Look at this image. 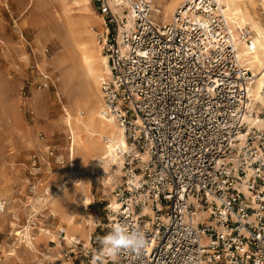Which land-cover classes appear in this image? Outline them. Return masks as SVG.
<instances>
[{"label":"built area","instance_id":"obj_1","mask_svg":"<svg viewBox=\"0 0 264 264\" xmlns=\"http://www.w3.org/2000/svg\"><path fill=\"white\" fill-rule=\"evenodd\" d=\"M91 1L103 19L97 36L109 61L101 112L126 140L104 139L113 162L102 174L115 176L118 203L107 204L110 230L139 228L150 243L138 255L124 250L113 259L71 240L63 256L94 251L110 264H264V110H251L254 74L239 58L223 8L216 0H186L158 22L155 0ZM252 33L247 26L239 37L250 46ZM251 114L263 124L249 121ZM40 159L32 155V175ZM0 206L5 212L7 201ZM59 238L67 240L62 228Z\"/></svg>","mask_w":264,"mask_h":264},{"label":"rangeland","instance_id":"obj_2","mask_svg":"<svg viewBox=\"0 0 264 264\" xmlns=\"http://www.w3.org/2000/svg\"><path fill=\"white\" fill-rule=\"evenodd\" d=\"M180 3L181 0H155L151 16L158 22L170 20ZM241 3L249 19L264 31V0H241ZM87 16L89 20L84 22ZM247 26L254 40L256 32ZM103 27L102 16L91 0H0V199L7 201L5 212L0 213V264H110L94 251L87 257L75 254L67 259L63 256L69 240L59 238V230L68 227L61 212L52 213L45 206L33 212L34 217L30 215L32 205L38 204L35 199L47 196L48 188L52 194L67 181L71 140L63 105L77 103L80 86L86 78L78 62V51L74 49L75 42L82 37L81 41L89 43L88 38L93 37L94 45L101 51L97 34ZM101 54L105 56L102 51ZM66 57L70 58L64 64ZM242 60L255 70L246 58ZM45 75L55 80L56 87ZM99 90L102 92L101 88ZM72 109L71 113L75 114V108ZM251 110L256 113L264 110V103H258L257 108ZM51 149L53 155L49 153ZM83 151L75 143L74 169L85 176L92 201L85 212L92 223L84 214L76 217L81 218L84 230L90 235L82 238V243L99 251V238L111 231L107 204L114 199L115 176L102 174L107 167L101 165V168L95 163L86 168L82 164ZM35 153L41 157V169L32 175L31 158ZM34 183L36 188L32 191L30 187ZM75 184L70 180L67 187ZM69 190H66L67 202L62 205L68 207V211H75L78 206L69 202L75 199ZM28 224L33 237L43 238L38 245L40 251L15 244L14 229ZM44 253L51 257L47 258Z\"/></svg>","mask_w":264,"mask_h":264},{"label":"bare ground","instance_id":"obj_3","mask_svg":"<svg viewBox=\"0 0 264 264\" xmlns=\"http://www.w3.org/2000/svg\"><path fill=\"white\" fill-rule=\"evenodd\" d=\"M184 1L186 0H181L180 4H182ZM216 1L223 8L224 14L235 36L239 48L238 55L241 62L243 63L242 59L246 58L249 61V63H251L255 67V70H252L251 69L252 67L251 68L249 67L254 74V80L250 88V95H251V103L252 100H254L251 109H255L257 108L258 103H262V104L264 103V31L258 28L256 22H253L249 19L246 12L247 10L245 11L244 7H242V3L244 1L242 3L241 0H216ZM89 17L85 18L84 22L88 21ZM247 25L251 26L252 29L256 32L254 36V43L253 45L250 46L245 44L244 43L245 41L240 39L238 35L239 30ZM80 38L76 39L75 42L76 48L74 49H77L78 51L75 52L78 53V57H79L78 62L82 64V67L84 69L83 74H85L86 78L84 84L80 86L79 93L76 99L77 103L75 105L72 104L63 105V110L65 111V118H66L65 121L66 124H68L67 129L70 133L69 138L70 140L72 138V141L70 142V146H69L70 158H71L69 175L67 176V181L65 183H62L59 189L55 190L52 194L50 193L49 191L50 189L48 188L46 192L47 196L38 197L37 199H35L38 204L34 203L32 205V212L30 214L31 217H34L35 215L33 214V212L45 206H48L46 208H49L52 213L61 212L58 211L59 208L57 207H59L58 206L59 204H62L63 202H67L68 194L66 193V190L67 188L70 189L69 191L73 193L72 195L75 196L73 204L75 206L77 205L78 209H76L75 211H68L67 210L68 207H66L63 210V212H61V214L64 215V221H66L68 224V227L65 228L66 239L69 241L75 240L77 242H82V238H89L90 236L84 230L81 224V218L76 217L77 214H81V215L84 214V217L87 218L89 223H92V221L89 219L87 213L85 212L88 203L89 202L91 203V198L89 197V194L87 192L88 189H87L85 176L83 175V173L80 174V172L78 173L74 169L75 155H76L75 143H77V145L84 150L83 151L84 157L82 164L86 168L92 167L93 164L95 163L99 167L102 166L107 167L106 168L107 170H109L108 168L111 167L113 158L107 159L108 148L106 143L103 141V138L105 139V137H108L111 138L114 142H118L123 146L126 145L123 129L120 126H118L114 121L104 118L101 112V108L103 106V94L102 92H100L99 89L101 88V80L104 77H106L109 73V65L107 60L108 58L106 55L105 57L101 54L99 47L96 48L93 42V37L88 38L90 39L89 43L85 41H81ZM69 58L66 57L63 60V63L65 64L67 61H69ZM70 68L72 67L70 66ZM97 71L101 72V75H98ZM70 108L73 109L75 108L76 110L75 114L71 113ZM248 119L252 123H256V124L260 123L261 125L263 124V120H259L258 115L251 114L248 116ZM70 180L75 182L76 186H73L71 188L67 187L68 182ZM112 204L114 205V207L115 206L118 207V203L114 199L112 200ZM12 224L15 225V223ZM14 234L16 235V242H15L16 245L20 246L25 244L26 247H28L30 250L40 251L38 245L42 242L43 238L33 237V235L31 234L30 224L26 226H22V229H14ZM49 249H51V247H49ZM14 251L16 252V249ZM46 253H44V255H46L47 258H50L51 255ZM12 254H14V252H12Z\"/></svg>","mask_w":264,"mask_h":264},{"label":"clouds","instance_id":"obj_4","mask_svg":"<svg viewBox=\"0 0 264 264\" xmlns=\"http://www.w3.org/2000/svg\"><path fill=\"white\" fill-rule=\"evenodd\" d=\"M99 243L100 254L115 259L124 250L140 254L148 248L150 241L143 230L117 224L105 236L99 238Z\"/></svg>","mask_w":264,"mask_h":264},{"label":"crops","instance_id":"obj_5","mask_svg":"<svg viewBox=\"0 0 264 264\" xmlns=\"http://www.w3.org/2000/svg\"><path fill=\"white\" fill-rule=\"evenodd\" d=\"M67 197H68V195H67ZM70 203H72L73 202V199L71 200V201H69ZM92 202V201H91ZM63 203H65V202H63ZM69 204V203H68ZM90 204H92V203H90ZM89 203H88V205H90ZM64 205V204H63ZM62 204H59L58 206L59 207H57V208H59L58 209V211H61V212H63V210L66 208V207H64Z\"/></svg>","mask_w":264,"mask_h":264}]
</instances>
